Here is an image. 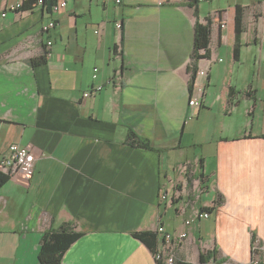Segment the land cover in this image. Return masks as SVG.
I'll return each mask as SVG.
<instances>
[{"label": "crops", "instance_id": "0c3cea01", "mask_svg": "<svg viewBox=\"0 0 264 264\" xmlns=\"http://www.w3.org/2000/svg\"><path fill=\"white\" fill-rule=\"evenodd\" d=\"M50 1L0 17V161L12 143L36 156L0 187V257L40 264L42 233L66 224L79 235L61 264H156L135 233L161 224L187 233L175 258L250 264L254 235L264 263V0ZM208 19L206 73L191 82L194 25Z\"/></svg>", "mask_w": 264, "mask_h": 264}, {"label": "trees", "instance_id": "16d2710c", "mask_svg": "<svg viewBox=\"0 0 264 264\" xmlns=\"http://www.w3.org/2000/svg\"><path fill=\"white\" fill-rule=\"evenodd\" d=\"M37 2V0H28L22 3V8H30L31 4ZM47 0H44L42 4H45ZM53 3V0L49 2ZM235 41H234V57L238 55L239 51V39L242 31V15L239 7L236 8L235 16ZM210 20L208 19L205 23L196 21L194 25V38H193V49L190 55V62L188 64L187 71L190 75V81L192 82L195 78L197 70V61L205 58L209 54V41H210ZM44 56L33 59V62H44ZM129 140L132 144H136L142 147L149 148V144L145 138L137 136L132 130L128 134ZM8 180L7 174L0 170V187ZM221 201L220 196H217L215 204H219ZM203 209H207L203 207ZM79 235V232L73 231L71 227L66 224L60 225L55 229H48L44 231L39 238V249L37 259L40 264H61V255L68 248L74 239ZM135 236L139 238L144 244L151 250L152 254L155 251L158 238L155 231H140L135 233ZM251 261L258 258V249L256 248V239L253 235L251 238ZM215 251L200 252L199 264H209V260L214 257ZM154 259V258H153ZM215 259V257L213 258ZM156 264H162L161 261L154 259ZM174 264H192L190 261L182 258H174Z\"/></svg>", "mask_w": 264, "mask_h": 264}, {"label": "built area", "instance_id": "2783aa9c", "mask_svg": "<svg viewBox=\"0 0 264 264\" xmlns=\"http://www.w3.org/2000/svg\"><path fill=\"white\" fill-rule=\"evenodd\" d=\"M202 1V0H198ZM44 0H37L36 3L42 4ZM119 3L121 0H115ZM66 0H53V3L50 4V8L53 12H57L59 8L66 5ZM22 8V2H16L7 4L5 9L0 12V17H5L6 11H16ZM55 25V19L49 18L45 24L42 26V29L48 30L49 28ZM116 27L121 28V23L116 22ZM264 28V27H263ZM264 41V38L262 39ZM51 41H47V44H50ZM206 71L198 70L196 74L204 75ZM97 67H93V77H96ZM102 89L101 84H95L91 89L85 90L83 95L85 97L90 96L96 91ZM190 105L198 106L200 105V100L196 97L190 98L188 101ZM34 160H36L35 154L29 149V147L21 145L19 143H12L9 145V156L4 157L0 161V170L3 171L7 176L19 175L20 177H27L32 174L34 168ZM165 193L160 195L161 200L165 198ZM209 216L208 210L199 211L196 213L197 218H204ZM192 219H185V224H189ZM157 234L158 242L153 253V258L162 262V264H174V244L176 240L183 239L187 233L186 231L180 232L177 236L169 231H167L163 225L159 224L155 228ZM253 264H257L256 260L252 261Z\"/></svg>", "mask_w": 264, "mask_h": 264}, {"label": "rangeland", "instance_id": "374dc122", "mask_svg": "<svg viewBox=\"0 0 264 264\" xmlns=\"http://www.w3.org/2000/svg\"><path fill=\"white\" fill-rule=\"evenodd\" d=\"M2 248L5 249V246L4 247L2 246ZM256 263L257 264H264L263 262H259V258H257ZM0 264H11V262H9L8 259L6 260L5 257L4 258L0 257ZM250 264H253L252 261L250 262Z\"/></svg>", "mask_w": 264, "mask_h": 264}]
</instances>
